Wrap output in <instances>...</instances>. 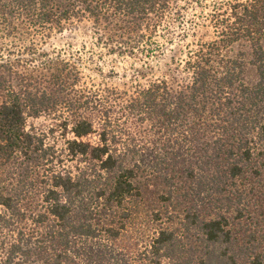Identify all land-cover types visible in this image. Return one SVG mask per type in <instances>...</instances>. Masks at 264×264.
Instances as JSON below:
<instances>
[{
  "label": "trees",
  "instance_id": "16d2710c",
  "mask_svg": "<svg viewBox=\"0 0 264 264\" xmlns=\"http://www.w3.org/2000/svg\"><path fill=\"white\" fill-rule=\"evenodd\" d=\"M189 2L204 0H0V264H264V0H212L217 35L184 77H148L172 40L159 22ZM74 30L86 63L85 44L47 47ZM105 57L142 65L128 87L82 84ZM149 177L166 208L119 246Z\"/></svg>",
  "mask_w": 264,
  "mask_h": 264
},
{
  "label": "rangeland",
  "instance_id": "374dc122",
  "mask_svg": "<svg viewBox=\"0 0 264 264\" xmlns=\"http://www.w3.org/2000/svg\"><path fill=\"white\" fill-rule=\"evenodd\" d=\"M211 1L212 0H204V3L202 4H197L195 2L185 3V8L182 9L179 16L173 14V10L166 12L164 18L159 23L160 27L166 25L170 26L171 34L169 37H172V40L165 45L162 53H157L149 59L147 68L150 70L148 72V77L156 78L158 76H163L170 71L171 74L178 79L184 77L182 63H179V60L184 57L190 49H193L196 43L200 41H208L217 35L212 21ZM83 44H85L86 50H81V45ZM91 45V39L89 36L82 35L77 33V30H74L55 34L50 39L47 47H65L69 49V52L73 53L74 56H77L81 50L82 61L86 63L90 56ZM96 50L98 51L97 48ZM231 51L233 53L243 52L245 53V57H249L250 50L248 44L240 42L234 44ZM105 58L108 63H105L103 73L96 72L95 70L92 71L86 66L82 68V84H86L87 87H128L130 77L132 76V63L135 62L133 65L136 67L142 65V59L132 62L127 58H119L116 59L115 62H111L109 57ZM109 64L115 65V70H117L116 74H111L108 71ZM246 75L251 81L255 79L256 75L253 66L247 65ZM29 123L38 129H47L50 121L46 117H40L30 119ZM141 183L143 199L140 204L138 203L137 211L133 212L130 220L126 223V231L122 233L121 237L117 240L119 246L132 245L131 243L136 241V238L139 237V235L144 233L150 234L154 227V224L150 221L151 211L166 208V204H163L160 200L165 187L157 179H152L150 177L148 179L142 178ZM259 187L261 191H264V186L259 185ZM254 214H259L258 210H256ZM262 218L264 217L260 215L258 217L256 216V220H263ZM247 219H249V222L255 221V219H251V217ZM257 229L264 231V221H261Z\"/></svg>",
  "mask_w": 264,
  "mask_h": 264
}]
</instances>
